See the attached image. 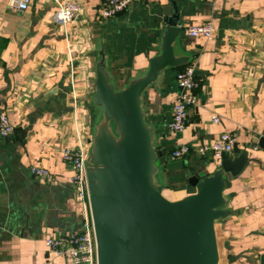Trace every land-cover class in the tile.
Instances as JSON below:
<instances>
[{
	"label": "crops",
	"instance_id": "0c3cea01",
	"mask_svg": "<svg viewBox=\"0 0 264 264\" xmlns=\"http://www.w3.org/2000/svg\"><path fill=\"white\" fill-rule=\"evenodd\" d=\"M62 1L31 0L18 12L0 0V114L14 132L0 135V264H66L49 252L45 239L82 229V204L73 171L61 149L77 145L75 131L90 150L101 107L93 103L96 61L116 90L144 76L160 54L168 0H136L124 12L102 19L101 0H70L80 15L67 24L53 16ZM182 31L176 56L195 65L198 88L188 122L180 132L167 125L177 95L179 67L163 68L143 91L144 119L152 129L155 165L163 195L178 200L195 192L189 176L211 175L218 165L195 148L223 131L236 135L229 158L242 151L247 162L225 179L223 209L214 222L218 264H261L264 257V0H179ZM211 23L214 36L192 37L188 26ZM217 114L219 122H212ZM90 140V142H88ZM181 145L190 152L169 153ZM47 169L51 179L30 173ZM85 264V263H80Z\"/></svg>",
	"mask_w": 264,
	"mask_h": 264
},
{
	"label": "water",
	"instance_id": "95a60500",
	"mask_svg": "<svg viewBox=\"0 0 264 264\" xmlns=\"http://www.w3.org/2000/svg\"><path fill=\"white\" fill-rule=\"evenodd\" d=\"M168 1L162 8L161 52L150 59L144 76L116 90L102 53L96 61L93 103L101 107L102 118L94 126L86 166L96 264H218L214 222L228 213L225 179L238 175L247 162L245 151L225 156L211 175L188 174L195 192L178 200L163 195L141 96L163 68L189 63L175 52L183 29L179 0ZM259 145L264 147L262 136Z\"/></svg>",
	"mask_w": 264,
	"mask_h": 264
},
{
	"label": "built area",
	"instance_id": "2783aa9c",
	"mask_svg": "<svg viewBox=\"0 0 264 264\" xmlns=\"http://www.w3.org/2000/svg\"><path fill=\"white\" fill-rule=\"evenodd\" d=\"M136 0H101L96 14L102 19L110 18L124 12ZM31 3V0H7L8 7L12 10L23 12ZM81 12V5L77 1H62L53 16L56 24H67L75 20ZM187 35L192 37H204L210 40L214 36V27L211 23H201L185 28ZM177 95L172 104V117L167 128L171 132L182 131L189 116V110L195 104V91L198 88V81L195 74V65L186 64L176 72ZM212 122H219L217 114L211 116ZM14 132L13 126L5 115L0 114V135L8 136ZM77 145L61 149V157L73 171L71 182L76 190V197L82 204V229L73 233H60L45 239L47 250L65 259L66 264H96V244L93 232L91 212L88 199L86 166L88 163V149L84 142V135L81 131H75ZM236 135L233 132L223 131L217 140L212 143L201 144L195 148L200 156L209 155L210 160L220 165L222 159L228 156L236 143ZM191 148L188 145H181L173 149L169 156L180 158L187 155ZM30 173L36 177L51 179V173L42 167L32 166Z\"/></svg>",
	"mask_w": 264,
	"mask_h": 264
},
{
	"label": "rangeland",
	"instance_id": "374dc122",
	"mask_svg": "<svg viewBox=\"0 0 264 264\" xmlns=\"http://www.w3.org/2000/svg\"><path fill=\"white\" fill-rule=\"evenodd\" d=\"M96 123H98V122H100L101 121V118H102V116H101V113H100V111L98 112V115H96ZM91 153V152H90ZM88 155H89V150H88Z\"/></svg>",
	"mask_w": 264,
	"mask_h": 264
},
{
	"label": "trees",
	"instance_id": "16d2710c",
	"mask_svg": "<svg viewBox=\"0 0 264 264\" xmlns=\"http://www.w3.org/2000/svg\"><path fill=\"white\" fill-rule=\"evenodd\" d=\"M180 68V67H179Z\"/></svg>",
	"mask_w": 264,
	"mask_h": 264
}]
</instances>
